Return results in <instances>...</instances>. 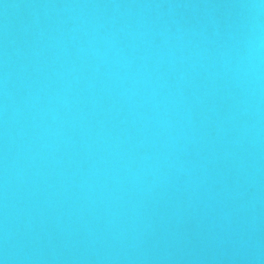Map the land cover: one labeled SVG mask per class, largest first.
Returning a JSON list of instances; mask_svg holds the SVG:
<instances>
[{
    "label": "water",
    "instance_id": "1",
    "mask_svg": "<svg viewBox=\"0 0 264 264\" xmlns=\"http://www.w3.org/2000/svg\"><path fill=\"white\" fill-rule=\"evenodd\" d=\"M0 264H264L262 0H0Z\"/></svg>",
    "mask_w": 264,
    "mask_h": 264
},
{
    "label": "clouds",
    "instance_id": "2",
    "mask_svg": "<svg viewBox=\"0 0 264 264\" xmlns=\"http://www.w3.org/2000/svg\"><path fill=\"white\" fill-rule=\"evenodd\" d=\"M262 3H264V0H262Z\"/></svg>",
    "mask_w": 264,
    "mask_h": 264
}]
</instances>
